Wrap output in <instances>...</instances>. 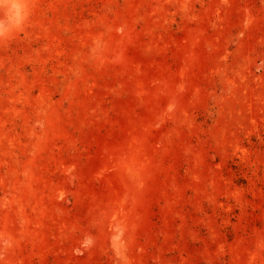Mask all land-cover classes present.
<instances>
[{"label": "rangeland", "instance_id": "1", "mask_svg": "<svg viewBox=\"0 0 264 264\" xmlns=\"http://www.w3.org/2000/svg\"><path fill=\"white\" fill-rule=\"evenodd\" d=\"M0 264H264V0H0Z\"/></svg>", "mask_w": 264, "mask_h": 264}]
</instances>
